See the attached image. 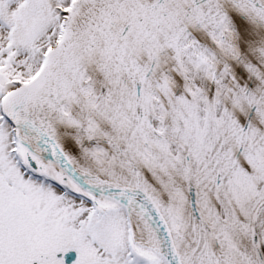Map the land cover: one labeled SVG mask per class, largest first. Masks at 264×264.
I'll list each match as a JSON object with an SVG mask.
<instances>
[{
  "label": "snow or ice",
  "instance_id": "obj_1",
  "mask_svg": "<svg viewBox=\"0 0 264 264\" xmlns=\"http://www.w3.org/2000/svg\"><path fill=\"white\" fill-rule=\"evenodd\" d=\"M0 264H264V0H0Z\"/></svg>",
  "mask_w": 264,
  "mask_h": 264
}]
</instances>
